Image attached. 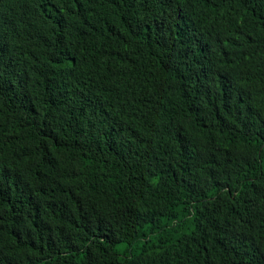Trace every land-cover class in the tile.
I'll use <instances>...</instances> for the list:
<instances>
[{"label":"trees","instance_id":"obj_1","mask_svg":"<svg viewBox=\"0 0 264 264\" xmlns=\"http://www.w3.org/2000/svg\"><path fill=\"white\" fill-rule=\"evenodd\" d=\"M0 264H264V0H0Z\"/></svg>","mask_w":264,"mask_h":264},{"label":"rangeland","instance_id":"obj_2","mask_svg":"<svg viewBox=\"0 0 264 264\" xmlns=\"http://www.w3.org/2000/svg\"><path fill=\"white\" fill-rule=\"evenodd\" d=\"M120 250L122 251V253H125V246L120 247Z\"/></svg>","mask_w":264,"mask_h":264}]
</instances>
